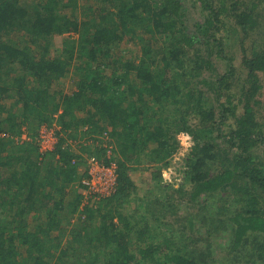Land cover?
<instances>
[{
  "label": "trees",
  "instance_id": "16d2710c",
  "mask_svg": "<svg viewBox=\"0 0 264 264\" xmlns=\"http://www.w3.org/2000/svg\"><path fill=\"white\" fill-rule=\"evenodd\" d=\"M79 1L0 0V264H264V48L250 46L264 0H191L207 11L195 30L187 0L61 12ZM67 31L82 39L59 50ZM126 36L141 48L129 59L114 49ZM73 68L76 88L52 89ZM53 122L77 144L42 151ZM188 135L186 180L163 183ZM85 155L117 161L112 196L84 198ZM144 161L158 166L133 209Z\"/></svg>",
  "mask_w": 264,
  "mask_h": 264
},
{
  "label": "rangeland",
  "instance_id": "374dc122",
  "mask_svg": "<svg viewBox=\"0 0 264 264\" xmlns=\"http://www.w3.org/2000/svg\"><path fill=\"white\" fill-rule=\"evenodd\" d=\"M23 1H25V0H23ZM86 1L87 0H80L79 3L77 4L76 8H75L76 12H74V13H73L71 7H68L66 9H62L61 12L68 14V15H70V14L71 15L72 14H78L79 15V12L82 13L84 11L82 7L87 9V7L85 6V4L87 2L91 3V4L95 3L94 0L87 1V2ZM153 1L154 0H152V2ZM154 3L152 4V7H154ZM145 5L146 4L144 3L143 6L146 7ZM143 6L141 8H143ZM155 6H157V5H155ZM187 6H188V14L186 15L187 18H185V19L187 20V22L189 24V27H190L189 29L195 30L196 29V26H195L196 22L203 19L205 17V14L207 13V11L202 9V7L200 6V3L196 2L194 4V1H191V0H187ZM259 8L260 9L258 10V12L260 13V15L262 17V20L260 21V24H259L260 27L259 26L258 27L262 30V33L257 31V30L254 32L257 39H256V41L252 40L250 42V46L253 47L255 44L256 46H258L260 48H264V21H263L264 20V4H260ZM96 20H97V18H96ZM88 36L90 38L93 37L92 31L88 34ZM129 36H126V38H123L120 41V45L118 47L114 48V49L123 50V53L125 55L124 57L126 59H129L130 57H133V56L141 53V48H140V44L138 43V40H136V42L133 40H130ZM67 38H69L70 40L75 39L78 41V40H80L81 36L79 35V33L73 32V31H67V32L55 34V37L53 39L55 47H57V49H59V50L63 49V41ZM6 39L10 40V43H15V44H22V42H23V41H21L22 38L20 39V37H18V40L16 38H12V37L11 38L6 37ZM251 39H252V37H251ZM76 44L78 47V42ZM102 46H104V50H105L104 52L107 54L109 53V51L111 50V47H112L111 45L105 44V42ZM70 47H71V45H70ZM77 47L75 48V50L77 49ZM115 51H119V50H115ZM73 70L75 71L74 68L70 69V71H68V74L66 76L60 77V79L57 81L55 80L52 84L53 85L52 89L58 90L59 92L62 91V93H64V94H70L76 88V84L73 83V78L76 77L73 73ZM207 75H205V72H204L203 76L200 78L202 79V78L206 77ZM263 96H264V94H263ZM263 96H261L260 98L264 99ZM14 99L9 98L6 100V102H3V103H4V105L10 106L11 109L15 112V111H19V108L16 105L11 106L12 103L9 104L10 102L14 101ZM263 108H264V106H262L259 109V117L260 118H262L264 116V109ZM19 117H20V113H19ZM196 119L197 118L192 119L193 124H195L197 122ZM19 120H22V119H19ZM58 126L59 125L56 122H53L52 124H41L40 128L38 129V136H39L40 130L44 129V132H45V130L47 128L50 130V132H52V130H53L56 134L57 131H61ZM25 136H27V134ZM73 136L74 135H71L70 132L65 133L63 131L62 137H64V139H66V138L69 139L71 137L74 138ZM79 136H80V134H79ZM188 136L189 137H180L181 143L178 147V150L170 158L167 159L166 164H161L163 183H166V184L170 183V184H175L176 186L177 185L179 186V184L184 183V180H186L185 179L187 176L186 171L188 168L187 160L190 156V152H191V148H192V138L190 135H188ZM53 143L50 144L49 142L48 143L46 142L43 144L42 141L40 140L41 150L44 151L45 150L44 148L53 149L54 144L56 142L54 144ZM87 156L88 155H85V158H87ZM156 166H158L156 162H151V161L145 162L144 161V162L140 163V165H137L136 167L131 168L130 176L132 177V179L134 180V182L137 186L136 191L138 193V197H140L135 203H134V201H133V203H131V207L133 209L135 206H137L136 205L137 203H139L138 206L140 204L142 205L143 200L141 199V197L146 193V191L149 188H152L151 187L152 182H153L152 171H153L154 167H156ZM81 171H83V168L81 169ZM83 194H84V191H83ZM84 198H85V195H84ZM88 198L96 200L93 197H88ZM127 207L129 209H131L130 205H127ZM182 207H183V209L185 208L184 205H182ZM115 220H117V219H115Z\"/></svg>",
  "mask_w": 264,
  "mask_h": 264
},
{
  "label": "built area",
  "instance_id": "2783aa9c",
  "mask_svg": "<svg viewBox=\"0 0 264 264\" xmlns=\"http://www.w3.org/2000/svg\"><path fill=\"white\" fill-rule=\"evenodd\" d=\"M61 130V127L58 126ZM48 129V128H47ZM40 130L39 136L42 143H55L62 135H56L52 130ZM26 133L22 136L25 137ZM80 138V137H79ZM79 138H69L66 139L67 143L71 145L77 144ZM104 138L108 139L105 135ZM53 143V144H54ZM104 145L106 142L103 143ZM46 149V148H44ZM111 152V150H109ZM83 179L82 183L85 186L84 195L85 197H93L96 200L101 198H106L112 196L118 189V163L117 161H112L109 164L104 163L101 159L97 158L95 155L88 157L85 167L83 168Z\"/></svg>",
  "mask_w": 264,
  "mask_h": 264
},
{
  "label": "clouds",
  "instance_id": "9594fccd",
  "mask_svg": "<svg viewBox=\"0 0 264 264\" xmlns=\"http://www.w3.org/2000/svg\"><path fill=\"white\" fill-rule=\"evenodd\" d=\"M66 139H67V138H66ZM66 139H65V140H66Z\"/></svg>",
  "mask_w": 264,
  "mask_h": 264
}]
</instances>
